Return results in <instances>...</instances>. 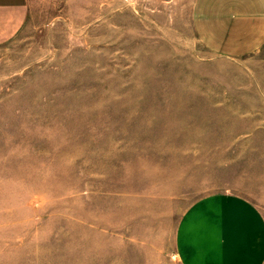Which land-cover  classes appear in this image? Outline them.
Segmentation results:
<instances>
[{
    "label": "rangeland",
    "instance_id": "rangeland-1",
    "mask_svg": "<svg viewBox=\"0 0 264 264\" xmlns=\"http://www.w3.org/2000/svg\"><path fill=\"white\" fill-rule=\"evenodd\" d=\"M196 0H29L0 46V264H180L187 211L264 210V46L221 58Z\"/></svg>",
    "mask_w": 264,
    "mask_h": 264
},
{
    "label": "crops",
    "instance_id": "crops-1",
    "mask_svg": "<svg viewBox=\"0 0 264 264\" xmlns=\"http://www.w3.org/2000/svg\"><path fill=\"white\" fill-rule=\"evenodd\" d=\"M29 0H0V46L15 38ZM193 29L215 56H251L264 46V0H196ZM180 264H264V210L230 194L205 198L177 232Z\"/></svg>",
    "mask_w": 264,
    "mask_h": 264
}]
</instances>
